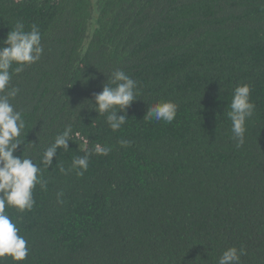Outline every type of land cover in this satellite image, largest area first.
I'll return each instance as SVG.
<instances>
[{
	"label": "trees",
	"instance_id": "16d2710c",
	"mask_svg": "<svg viewBox=\"0 0 264 264\" xmlns=\"http://www.w3.org/2000/svg\"><path fill=\"white\" fill-rule=\"evenodd\" d=\"M19 22L44 53L11 80L26 125L14 156L47 181L31 211L6 208L24 264H218L230 247L264 264V0H0V47ZM114 70L139 93L115 132L87 103ZM243 84L256 107L237 148L227 112ZM165 101L173 122L145 119ZM68 126L69 149L43 165ZM85 154L82 176L60 172Z\"/></svg>",
	"mask_w": 264,
	"mask_h": 264
},
{
	"label": "clouds",
	"instance_id": "9594fccd",
	"mask_svg": "<svg viewBox=\"0 0 264 264\" xmlns=\"http://www.w3.org/2000/svg\"><path fill=\"white\" fill-rule=\"evenodd\" d=\"M0 47V264L5 258H10L12 264H24L29 256L27 240L20 235V229L6 212V208H13L20 213L31 211L35 205L33 191L37 185L47 190V181L42 177V169L29 157L14 156V152L21 145L20 137L25 129L22 113L17 111L12 103L20 92L19 88L11 85L13 75L21 73L25 67L35 64L44 53L42 34L36 24L26 29L24 23H17L3 41ZM251 88L248 84L237 86L232 94L230 110L227 117L231 121L233 138L239 148L244 143L246 121L255 111V104L250 100ZM138 82L123 70H114L107 77L102 91L94 95L91 109L98 116H105L106 123L112 131H118L126 123L127 116L117 115L124 112L138 95ZM177 114V105L171 101L159 102L149 107L145 119H155L171 123ZM72 134L70 126L57 135L54 142L44 152L42 164L52 166L53 158L58 149H69V139ZM127 145L128 141H121ZM110 147L96 145L95 152L108 155ZM89 166V154L74 157L69 169L60 166V172L77 170L82 176ZM63 193H57V197ZM241 247L227 248L218 259V264H241V256L245 255Z\"/></svg>",
	"mask_w": 264,
	"mask_h": 264
}]
</instances>
